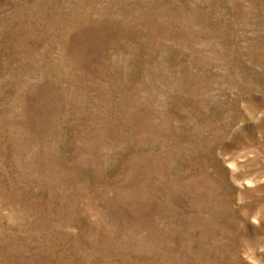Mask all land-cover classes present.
I'll list each match as a JSON object with an SVG mask.
<instances>
[{
  "label": "rangeland",
  "instance_id": "374dc122",
  "mask_svg": "<svg viewBox=\"0 0 264 264\" xmlns=\"http://www.w3.org/2000/svg\"><path fill=\"white\" fill-rule=\"evenodd\" d=\"M0 264H264V0H0Z\"/></svg>",
  "mask_w": 264,
  "mask_h": 264
}]
</instances>
